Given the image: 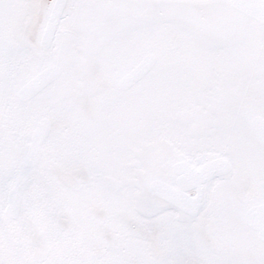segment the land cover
<instances>
[{
	"label": "snow or ice",
	"instance_id": "snow-or-ice-1",
	"mask_svg": "<svg viewBox=\"0 0 264 264\" xmlns=\"http://www.w3.org/2000/svg\"><path fill=\"white\" fill-rule=\"evenodd\" d=\"M0 264H264V0H0Z\"/></svg>",
	"mask_w": 264,
	"mask_h": 264
}]
</instances>
